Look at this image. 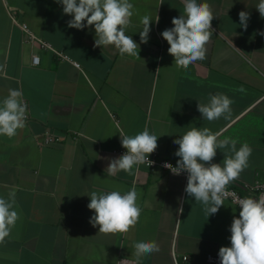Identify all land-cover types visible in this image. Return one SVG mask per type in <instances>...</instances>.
<instances>
[{
  "label": "crops",
  "instance_id": "obj_1",
  "mask_svg": "<svg viewBox=\"0 0 264 264\" xmlns=\"http://www.w3.org/2000/svg\"><path fill=\"white\" fill-rule=\"evenodd\" d=\"M130 2L134 15L125 34L139 45L140 57L121 56L111 45L94 46V26L68 27L72 16L57 0H8L20 21L78 61L77 67L26 42L0 0V101L9 89H19L29 110L26 127L15 137L0 136V197L15 190L20 214L0 243V264H118L121 257L136 259L133 245L141 240L157 242L160 251L139 264H209L208 253L231 245L230 226L240 211L231 200L207 217L203 205L183 192L180 175L145 165L134 166L131 175H107L110 159L121 156L114 152L122 147L121 134L134 136L148 128L159 136L162 155L177 162L179 145L173 141L190 128L207 127L220 132L219 139H235L237 149L244 143L253 149L249 166L230 183L264 180L259 0H197L209 4L213 31L206 59L187 69L174 64L161 36L174 26L172 18L183 14L182 0ZM242 10L250 13L246 30L240 25ZM144 15L153 18L148 43L140 41ZM33 54L40 56L39 64H33ZM240 86L246 91H238ZM210 93L233 100L228 119H203L197 105L206 103ZM47 129L60 139L46 143ZM224 159V151L217 149L212 162ZM133 186L142 210L138 222L126 233L99 234V226L89 222L94 210L87 207V194L124 193Z\"/></svg>",
  "mask_w": 264,
  "mask_h": 264
},
{
  "label": "clouds",
  "instance_id": "obj_2",
  "mask_svg": "<svg viewBox=\"0 0 264 264\" xmlns=\"http://www.w3.org/2000/svg\"><path fill=\"white\" fill-rule=\"evenodd\" d=\"M57 3L62 5L64 14L72 16L68 27L83 30L94 26V46L105 48L111 45L121 56H139V45L125 34L131 23L130 18L134 15V5L130 0H57ZM182 3L183 14L173 17L174 26L162 31L161 36L170 45L167 51L174 57V64L187 69L190 64L206 59V45L212 35L214 15L208 3H197V0H182ZM256 7L261 18H264V0H259ZM239 19L240 25L246 30L250 13L242 10ZM152 20L148 15L141 17V43H148L150 39ZM155 20L158 23L159 17ZM260 35L264 36V32H260ZM237 90L246 91L243 86ZM232 103L233 100L224 93H210L206 103L199 101L197 109L204 120L211 122L221 117L228 119ZM27 109L22 91L9 89L8 95L0 101V136L11 139L19 129L25 128ZM220 135V132L214 133L207 127L190 128L173 141L179 145L174 153L179 157L177 164H163L174 175L187 172L184 191L203 205L207 217L216 214L225 204L224 201L230 195L227 185L249 166L253 151L247 143L237 149L235 139H219ZM158 137L150 133L148 128L134 136L121 134V145L126 151L110 159L105 169L107 175L113 176L119 171L133 174L134 166L149 161V155L158 147ZM217 149L225 153L222 163L212 162ZM87 195L90 196L87 207L94 210L89 222L93 227L99 226V234L126 233L138 222L142 210L137 204L138 193L134 186L124 193L92 191ZM232 204L238 205L240 211L238 216H233L230 226L231 245L219 249L220 264H264V195L258 198L233 196ZM17 208L15 190L9 191L6 198L0 197V243L10 236L20 219ZM179 210L182 212L183 208ZM133 248L136 264L141 258L160 251L157 242L147 240L135 242Z\"/></svg>",
  "mask_w": 264,
  "mask_h": 264
},
{
  "label": "built area",
  "instance_id": "obj_3",
  "mask_svg": "<svg viewBox=\"0 0 264 264\" xmlns=\"http://www.w3.org/2000/svg\"><path fill=\"white\" fill-rule=\"evenodd\" d=\"M5 7L13 21V23L20 26L22 31L25 35V41L32 44L37 45L44 51H48L53 53L55 56H57L60 60H68L73 62L77 67H80L81 64L72 59L67 53H65L62 49L57 48L52 42L48 41L46 38L38 35L36 32L32 30V28L26 23L19 20V14L18 11L11 7L8 3V0H3ZM32 62L33 64H39L40 62V56L38 54H33L32 56ZM25 103L28 106V100L26 98H23ZM29 117V110L27 109V118ZM115 118V121L118 123L119 119L116 118V116L113 115ZM60 139V136L53 132L51 129H47L44 134V141L46 143L58 141ZM126 151L125 148L120 147L114 150L115 153L122 155ZM152 162V163H151ZM165 162L171 163L173 166L177 164L176 161L171 160L170 158L162 155L160 150L157 148L154 153L149 155V161L141 164L145 165L149 168H160L162 170H165L169 173H172L170 169L163 167V164ZM140 166V165H138ZM173 174V173H172ZM180 176L183 178V192L185 193L184 189L187 185V172H184L180 174ZM241 188H245L246 192H243ZM227 190L230 193L227 200L233 199V196L237 198H258L261 195H264V180H256L254 183H248L244 185L229 183L227 185ZM174 254L176 256V252L174 250ZM185 259L188 258V256H184ZM207 261L209 264H220L218 253L210 252L207 254ZM118 264H136V259L128 258V257H121L118 261Z\"/></svg>",
  "mask_w": 264,
  "mask_h": 264
}]
</instances>
